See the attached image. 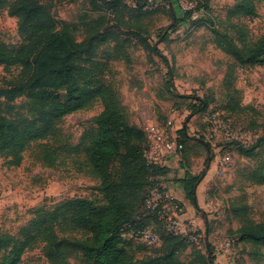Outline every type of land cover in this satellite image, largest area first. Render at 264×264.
<instances>
[{
    "label": "rangeland",
    "instance_id": "obj_1",
    "mask_svg": "<svg viewBox=\"0 0 264 264\" xmlns=\"http://www.w3.org/2000/svg\"><path fill=\"white\" fill-rule=\"evenodd\" d=\"M31 1L43 6L56 22L77 24L78 42L88 34L81 19L88 16V21H93L102 15L94 11L92 3L96 0ZM239 3L212 0L208 14H193L192 20L203 19L195 26L190 22L175 24L174 17L184 19L188 10L197 7V0H178L173 9L162 0H150L143 16L133 0H121L116 15L109 17L118 42L96 43L95 55L86 65L113 91L131 124L146 134L149 125L165 126L169 121L178 132L187 128L189 141L181 160L155 188L163 185L171 189L182 201L187 218L192 216L201 232L197 245H180L176 264H207L210 258L214 264H264V248L241 243L237 232L247 221L264 222V184L258 185L251 178L252 171L264 164V66L241 65L230 53L238 49L246 53L262 37L264 2L257 4L256 17L237 13ZM25 43L17 18L10 16L8 9L2 10L0 45L16 51ZM146 43L168 59L171 76L161 57L145 49ZM26 80L20 66L0 69V90ZM63 95H67L65 89ZM193 97L207 102L206 111L192 115L190 106L197 103ZM32 101L26 95L14 101L2 100L0 115L14 121L38 119L40 112ZM102 111V102L96 99L54 123L47 137L29 145L18 166L11 164V157L0 155V231L25 244L15 264H50L45 243L31 232L45 214L72 199L104 204L97 191L99 181L92 176L84 154L96 132L94 119ZM224 124L230 126L233 135L245 137V146L259 143L255 157L240 155L227 140ZM47 155L56 159L54 164H49ZM210 156L212 160L206 165ZM118 166L114 165L113 173H118ZM202 172L206 176L197 189L196 208L174 180ZM236 209L245 213L233 215ZM32 235L35 239L30 238ZM126 236L133 240L138 260L163 252L144 247L138 234L127 232ZM59 237L81 239V234L63 224ZM67 261L84 264L79 254H72Z\"/></svg>",
    "mask_w": 264,
    "mask_h": 264
},
{
    "label": "trees",
    "instance_id": "obj_2",
    "mask_svg": "<svg viewBox=\"0 0 264 264\" xmlns=\"http://www.w3.org/2000/svg\"><path fill=\"white\" fill-rule=\"evenodd\" d=\"M149 1L133 0L140 16H143V8ZM162 1L173 9L174 0ZM211 1L197 0L195 10L186 12L184 19L174 17L175 24H202L203 19L192 20L193 13L202 11L208 14ZM120 2L93 1L94 11L102 15L93 21H88V16L81 19L88 34L83 42H78L77 24L56 22L43 6L31 0H0V12L8 9L9 15L17 18L19 29L26 36V43L19 50L12 51L0 45V69L20 66L27 77L22 84L0 90V106L2 100L14 101L26 95L33 100L34 109L40 112L35 120L14 121L0 115V155L11 157V164L18 166L29 145L47 137L54 123L88 107L96 99L103 105V111L94 119L96 132L87 142L84 154L87 167L99 181L97 191L104 204L98 205L90 199L68 200L34 223L31 232H36L45 243L44 252L50 264H68L67 259L72 254L81 255L84 264H176L174 258L180 245H194L184 237L174 236L147 210V200L159 180L168 176L170 168L148 165L144 157L147 134L131 124L120 109L113 91L93 76L86 66L95 55L96 43L118 42L114 27L109 26V17L116 15ZM261 2L264 0H240L237 13L256 17L257 4ZM145 46L147 51L161 57L171 76L168 59L156 47L147 43ZM230 53L241 65L264 66V34L246 53L241 49ZM171 87L174 88L173 83ZM192 99L199 102L190 106L193 116L206 111L208 104L205 100ZM178 133L185 148V143L189 141L187 128ZM232 142L240 155L249 158L255 157L254 152L261 147L259 143L247 147L240 142ZM207 148L210 151V145ZM47 157L49 164L55 163L56 159L51 155ZM210 160L211 156L205 164ZM116 163L119 164L117 174L113 173ZM251 174L254 183L264 184V164L257 166ZM205 176V172L198 176L187 173L183 178L174 180L183 190L185 199L196 208L197 189ZM244 213V209L233 211V215ZM63 224L66 229L80 233L81 239L60 238ZM148 229L159 235V245L149 247L140 243L146 248L163 249V252L138 260L133 253V240L126 234L133 232L138 234L139 239L141 232ZM26 232L31 233L30 230ZM237 232L241 243L256 249L264 248V222L247 221ZM30 238L35 239L33 235ZM24 247L25 244H19L14 237L0 231V264H15ZM209 250L212 253L213 248L209 246ZM207 264H214L213 259H208Z\"/></svg>",
    "mask_w": 264,
    "mask_h": 264
},
{
    "label": "built area",
    "instance_id": "obj_3",
    "mask_svg": "<svg viewBox=\"0 0 264 264\" xmlns=\"http://www.w3.org/2000/svg\"><path fill=\"white\" fill-rule=\"evenodd\" d=\"M174 1L175 4H178V0ZM222 128L226 131L227 140L245 144V137L243 135H240V137L233 135L229 125L224 124ZM146 130L148 142L144 149V157L148 165H158L166 168L176 165L181 160L185 148L178 131L173 127V123L169 121L165 126L149 125ZM146 208L174 236L184 237L194 245H197L200 241L201 232L197 223L191 220L190 217V219L187 218L182 201L176 198L168 187L161 185L154 189L146 202ZM139 240L149 247L157 246L160 243L159 235L152 229L141 232Z\"/></svg>",
    "mask_w": 264,
    "mask_h": 264
},
{
    "label": "crops",
    "instance_id": "obj_4",
    "mask_svg": "<svg viewBox=\"0 0 264 264\" xmlns=\"http://www.w3.org/2000/svg\"><path fill=\"white\" fill-rule=\"evenodd\" d=\"M171 167H172V166H171ZM171 167H169V168L171 169ZM192 175H193V176H196L195 173H192ZM184 176H185V175H184ZM182 178H183V177H182ZM191 218H192V216H191Z\"/></svg>",
    "mask_w": 264,
    "mask_h": 264
}]
</instances>
